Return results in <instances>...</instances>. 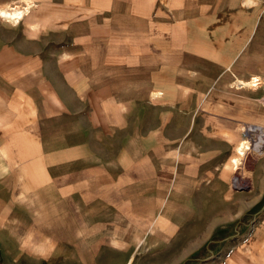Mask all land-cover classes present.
<instances>
[{"label":"crops","instance_id":"crops-1","mask_svg":"<svg viewBox=\"0 0 264 264\" xmlns=\"http://www.w3.org/2000/svg\"><path fill=\"white\" fill-rule=\"evenodd\" d=\"M175 28L188 57L210 31L229 76L264 78V0H0V264H143L165 252L170 208L224 181L167 117L175 38L159 31ZM249 236L230 264H264V211Z\"/></svg>","mask_w":264,"mask_h":264},{"label":"rangeland","instance_id":"rangeland-1","mask_svg":"<svg viewBox=\"0 0 264 264\" xmlns=\"http://www.w3.org/2000/svg\"><path fill=\"white\" fill-rule=\"evenodd\" d=\"M167 32L174 33L175 44L163 47L167 49L164 54L169 55L170 63L175 61L174 86L179 90L169 94L172 100L167 117L175 119L176 128H190L191 145L186 151L192 161L205 153L213 156L215 165L208 166L209 173H222L225 179L202 183V189L192 195L197 204L171 207L172 233L165 252L141 255V261L230 264L234 249L247 254L249 232L264 211V130H254L264 128V78L258 77L260 84L254 86V78L238 81L229 76L224 43L208 36L210 31H205L206 39L193 42L196 54L192 58L186 55L185 30L159 31L160 37ZM189 67L206 75L201 78L205 92H197L196 79L180 74ZM162 100L154 101L158 109L148 110V117H162ZM190 119L191 127L177 126Z\"/></svg>","mask_w":264,"mask_h":264},{"label":"bare ground","instance_id":"bare-ground-1","mask_svg":"<svg viewBox=\"0 0 264 264\" xmlns=\"http://www.w3.org/2000/svg\"><path fill=\"white\" fill-rule=\"evenodd\" d=\"M6 12H7V11H6ZM6 12H5V15H9V16L16 15V14L11 13V12H10V14H9V13H6ZM7 17H8V16H7ZM253 80H254V79H253ZM254 83H255V86H258V84H260V81H255ZM254 130H257V131H263L264 128H263V127H257V128H255Z\"/></svg>","mask_w":264,"mask_h":264}]
</instances>
